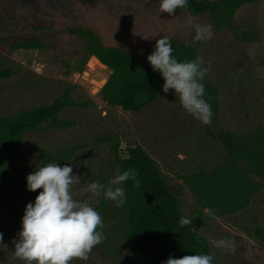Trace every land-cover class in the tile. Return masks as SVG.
<instances>
[{
    "label": "rangeland",
    "instance_id": "1",
    "mask_svg": "<svg viewBox=\"0 0 264 264\" xmlns=\"http://www.w3.org/2000/svg\"><path fill=\"white\" fill-rule=\"evenodd\" d=\"M22 16L53 27L32 31L13 19ZM197 23L210 24L207 16L159 13L157 0H0V69L12 70L9 78L0 80V117L48 105L66 88H71L75 102L88 104L63 115L72 122L69 127L27 135L15 147L19 170L0 185V264H24L12 251L13 241L25 205L40 191H27L25 177L56 154L66 157L57 164H72L73 174L80 178L72 188L74 198L87 200L103 221L102 229H97L103 232V241L86 261L72 264H145L123 238L119 207L82 191L90 182L107 184L117 175L109 165L108 145L99 141L106 133L117 136L121 151L137 146L153 159L182 214L195 217L190 226L206 242L215 262L264 264V182L237 212L236 205L231 206L233 197L221 193L209 200L195 183L213 175L226 160L224 147L214 137L218 127L236 137L264 126V0L240 7L232 27L222 31L212 27L206 41H193L192 25ZM75 27L96 34L106 45L143 55H149L157 39L167 37L179 61L200 58L208 68L204 78L217 92L216 118L212 115L207 125L194 119L171 89L139 112L110 108L99 92L111 71L85 54V40L67 31ZM24 37L60 48L8 53L7 46ZM67 60L65 68L61 62ZM205 208L214 216L205 214ZM256 230L262 232L260 237ZM221 238L233 240L235 251L211 246L212 239Z\"/></svg>",
    "mask_w": 264,
    "mask_h": 264
},
{
    "label": "trees",
    "instance_id": "2",
    "mask_svg": "<svg viewBox=\"0 0 264 264\" xmlns=\"http://www.w3.org/2000/svg\"><path fill=\"white\" fill-rule=\"evenodd\" d=\"M257 1L188 0L187 8H178L174 12L187 13L192 17L207 16L213 29L222 31L232 27L235 13L240 7ZM13 19L22 21L32 31H47L53 27V24L36 25L25 16ZM67 31L71 36L85 40V54L95 57L101 67L111 71L99 92L107 106L125 112H139L161 97L163 81L147 63V55L106 45L99 36L83 28H68ZM59 48L58 44L46 43L36 37H24L9 44L6 49L8 53H13L18 50L56 52ZM75 54L76 50H73L72 57ZM172 55L175 54L172 52ZM61 64L68 68L69 60ZM11 75V69H0V80ZM202 83L204 98L216 118L217 92L208 79L203 78ZM71 92V88H66L48 105L0 117V185L19 170L14 160V149L25 136L65 129L72 125L63 117L69 109L88 107L87 103L75 102ZM214 137L224 147L226 160L213 175L199 178L195 183L198 188L202 187V193L209 200L221 193L233 197L231 206L236 205L237 212L248 204L264 182V126L236 137L218 127ZM99 141L108 145L112 171H116L117 175L125 170L135 174L134 180L129 179L122 185L126 203L119 207L122 213L121 231L131 252L145 264H162L169 256L180 258L184 255L209 254L208 245L191 226H180L179 218L185 216L153 159L137 146H128L124 152L121 151L120 142L112 133L100 136ZM54 156L49 162H65L66 157ZM256 233L260 237L262 232L256 230ZM213 264L218 263L213 260Z\"/></svg>",
    "mask_w": 264,
    "mask_h": 264
},
{
    "label": "clouds",
    "instance_id": "3",
    "mask_svg": "<svg viewBox=\"0 0 264 264\" xmlns=\"http://www.w3.org/2000/svg\"><path fill=\"white\" fill-rule=\"evenodd\" d=\"M159 13L173 15L178 8H187L188 0H157ZM191 23V21H188ZM193 41H206L212 36V25L193 24ZM173 49L167 37L156 40L146 61L153 71L158 72L163 83L161 91L170 89L176 95L180 106L194 119L204 125L211 122L212 110L206 101L202 83L208 68L202 66L200 58L178 61L172 55ZM134 180L135 174L125 170L112 177L107 184L90 182L83 192L102 196L121 207L126 203L125 181ZM80 184V178L73 174L72 164L63 166L56 162L35 167L25 177L26 190L40 191L34 200L27 203L20 220V229L13 241V253L24 264H72L73 260L86 261L94 246L103 241V221L99 213L87 200L74 198L72 188ZM204 213L214 216V211L205 208ZM195 217H180L181 227L190 226ZM0 234V240H2ZM210 244L228 252L235 251L231 239H212ZM162 264H213L212 254L169 256Z\"/></svg>",
    "mask_w": 264,
    "mask_h": 264
},
{
    "label": "water",
    "instance_id": "4",
    "mask_svg": "<svg viewBox=\"0 0 264 264\" xmlns=\"http://www.w3.org/2000/svg\"><path fill=\"white\" fill-rule=\"evenodd\" d=\"M106 83V82H105Z\"/></svg>",
    "mask_w": 264,
    "mask_h": 264
}]
</instances>
